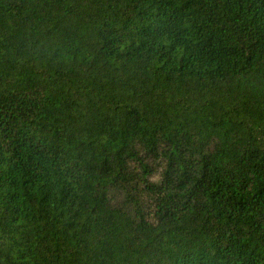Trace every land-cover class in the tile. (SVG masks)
I'll use <instances>...</instances> for the list:
<instances>
[{
    "label": "trees",
    "instance_id": "16d2710c",
    "mask_svg": "<svg viewBox=\"0 0 264 264\" xmlns=\"http://www.w3.org/2000/svg\"><path fill=\"white\" fill-rule=\"evenodd\" d=\"M0 264H264V0H0Z\"/></svg>",
    "mask_w": 264,
    "mask_h": 264
}]
</instances>
